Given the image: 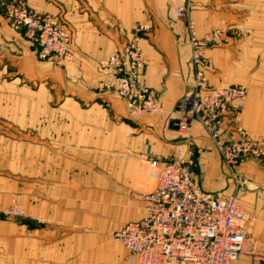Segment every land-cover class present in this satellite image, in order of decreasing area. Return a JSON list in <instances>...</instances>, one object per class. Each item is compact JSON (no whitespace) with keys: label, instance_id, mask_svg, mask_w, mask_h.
I'll use <instances>...</instances> for the list:
<instances>
[{"label":"crops","instance_id":"crops-1","mask_svg":"<svg viewBox=\"0 0 264 264\" xmlns=\"http://www.w3.org/2000/svg\"><path fill=\"white\" fill-rule=\"evenodd\" d=\"M259 1L26 0L32 11L69 32L73 56L64 61L40 59L38 45L12 29L0 10V207L16 198L31 230L43 231L34 233L43 241L17 243L10 264H129L126 249L108 234L144 216L137 195L150 187L140 181L139 155L148 153L160 168L179 149L192 150V171L204 192L235 194L254 218L246 229L258 257L242 255L232 264H264V164L247 160L235 167L233 178L198 123L181 133L167 119L129 117L111 89L114 68L100 66L125 46L137 25L146 26L139 41L142 72L172 113L193 85L187 20L200 38L219 30L228 40L200 49L207 61L203 73L210 85L246 87L224 126L239 123L264 145ZM185 3L188 11L177 18L176 7Z\"/></svg>","mask_w":264,"mask_h":264},{"label":"built area","instance_id":"built-area-1","mask_svg":"<svg viewBox=\"0 0 264 264\" xmlns=\"http://www.w3.org/2000/svg\"><path fill=\"white\" fill-rule=\"evenodd\" d=\"M12 29L24 31L29 41L38 45L40 59L68 60L73 56L69 32L47 15L32 11L26 0H0ZM188 7H176L182 18ZM137 25L125 46L100 63L101 68H114L117 80L112 92L121 99L131 118L146 114L167 119L181 133L198 123L235 178V167L247 160L264 164V145L235 123L224 126L229 107L247 95L245 86L210 85L203 73L207 61L200 54L204 46L228 40L219 30L205 37L197 36L192 20L186 29L194 67L193 85L181 97L174 112L168 113L147 84L142 72L145 57L139 41L147 31ZM144 164L140 181L150 189L138 194L144 204V216L115 231L112 236L128 252L129 264H232L242 255L258 257L256 241L246 229L254 218L245 211L235 194L220 197L204 192L192 171L193 152L178 150L159 168V161L143 152ZM19 208L13 206L12 212Z\"/></svg>","mask_w":264,"mask_h":264},{"label":"rangeland","instance_id":"rangeland-1","mask_svg":"<svg viewBox=\"0 0 264 264\" xmlns=\"http://www.w3.org/2000/svg\"><path fill=\"white\" fill-rule=\"evenodd\" d=\"M185 6L189 7L188 3H185ZM7 19L10 26L8 16ZM258 21L260 26L262 24L264 25V1L258 2ZM226 31L228 32L233 30L226 29ZM235 37L240 39L243 37V33L237 31V33H235ZM13 206H16L17 209L19 208L18 213L12 212ZM29 219L31 218L28 217L22 203H20L16 198L10 197L8 202L0 207V264H10L12 252L17 250V243L20 241H26L27 239L31 241H43L42 237H34V233L43 234V231L33 232L31 230L32 227L27 222ZM41 229H43V227ZM108 239L122 248L121 244L113 238L112 233L108 234Z\"/></svg>","mask_w":264,"mask_h":264}]
</instances>
